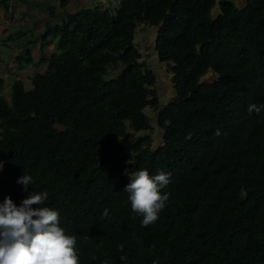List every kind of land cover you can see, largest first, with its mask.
<instances>
[{
	"label": "trees",
	"instance_id": "obj_1",
	"mask_svg": "<svg viewBox=\"0 0 264 264\" xmlns=\"http://www.w3.org/2000/svg\"><path fill=\"white\" fill-rule=\"evenodd\" d=\"M241 1L121 0L114 12L70 13L59 0L60 20L39 4V59H13L15 73L37 71L29 87L12 81L9 101L0 61V203L47 191L40 207L59 211L80 264H264V109L248 112L264 104V0ZM142 24L157 29L154 52L171 74L164 105L134 44ZM208 72L215 79L200 82ZM146 108L158 145L129 137L150 129ZM142 169L171 174L148 227L124 191Z\"/></svg>",
	"mask_w": 264,
	"mask_h": 264
},
{
	"label": "clouds",
	"instance_id": "obj_2",
	"mask_svg": "<svg viewBox=\"0 0 264 264\" xmlns=\"http://www.w3.org/2000/svg\"><path fill=\"white\" fill-rule=\"evenodd\" d=\"M262 109L264 104H251L248 112L259 113ZM215 135L220 136L221 131L217 129ZM170 175L162 171L150 175L143 169L131 174L124 191L129 193L132 211L143 218V227L154 224L166 207L169 194L162 189L170 183ZM17 183L27 191L33 178L24 174ZM47 199L48 192L41 191L33 192L19 206L11 197L0 203V264H80L77 239L60 226L59 211L40 207ZM102 215L109 217V210L105 208ZM123 247L120 245L121 250Z\"/></svg>",
	"mask_w": 264,
	"mask_h": 264
},
{
	"label": "rangeland",
	"instance_id": "obj_3",
	"mask_svg": "<svg viewBox=\"0 0 264 264\" xmlns=\"http://www.w3.org/2000/svg\"><path fill=\"white\" fill-rule=\"evenodd\" d=\"M121 0H105L103 2H99V0H88L86 2V6L84 8H93V7H101L114 12L115 9L118 8L119 3ZM241 0H236V3L242 6ZM83 1L76 0L75 9L83 7ZM6 23H4V27ZM156 30L155 28L148 27L146 25H140L136 29V33L134 36V44L138 48L141 56V61L145 63V65L153 70L157 76V81L154 88L157 91V96L161 102V105L166 104L173 96L174 90L171 84V74L166 66L160 64L157 60V56L154 52V40L156 37ZM32 38L38 37L35 35L31 36ZM15 42V41H14ZM14 44L8 45V43L0 42V61H1V74L4 79V86L2 89V96L6 100L9 99L10 88L12 81L14 80H22L27 87L30 86V78L33 76L34 72L37 71L36 69L32 68L31 64L24 65L23 70L21 72H14L12 71L15 66H12L14 61L12 59L7 58L10 56L11 49L6 50V47L11 48ZM21 46V45H20ZM23 47H25L23 45ZM7 51V52H6ZM25 51H19V55L23 54ZM14 53H17V50L14 49ZM32 53V52H31ZM34 59L36 62L38 61L39 57L37 58L36 55L33 53ZM39 55V54H38ZM45 65H42L39 70L44 69ZM215 79V75L211 72H208L200 82H211ZM146 115L150 118V129L143 133H133L132 131H128L129 137L133 139L134 137L142 134H149L153 138V142L155 145H158L161 140L162 132L157 126L156 122V115L157 113L149 108L145 109Z\"/></svg>",
	"mask_w": 264,
	"mask_h": 264
},
{
	"label": "crops",
	"instance_id": "obj_4",
	"mask_svg": "<svg viewBox=\"0 0 264 264\" xmlns=\"http://www.w3.org/2000/svg\"><path fill=\"white\" fill-rule=\"evenodd\" d=\"M79 1H83L85 5L75 9L76 0H70L66 8L67 12L72 13L83 9L88 0ZM103 1L105 0H99V2ZM39 4H43L46 7H54L58 20L63 17V13L59 9V0H0V42L8 43V45L14 44L11 48H5L6 50L11 49L10 56L7 58L12 60L19 56L22 58L23 55H19V51H30L32 59H34L33 53L37 58L40 56V41L38 38L43 33L48 16L47 9L39 11ZM4 23H6L5 27ZM32 35L38 37L32 38ZM46 41L49 42V39L47 38ZM14 49L17 50V53H14ZM52 49L53 46L51 44L48 45L46 54H49ZM33 62L36 61L33 60ZM12 66H18V63L14 61Z\"/></svg>",
	"mask_w": 264,
	"mask_h": 264
}]
</instances>
